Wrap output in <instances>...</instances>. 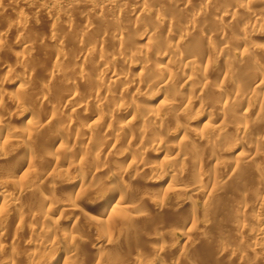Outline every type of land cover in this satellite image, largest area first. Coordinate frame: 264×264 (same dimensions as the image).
Returning <instances> with one entry per match:
<instances>
[{
	"label": "bare ground",
	"instance_id": "bare-ground-1",
	"mask_svg": "<svg viewBox=\"0 0 264 264\" xmlns=\"http://www.w3.org/2000/svg\"><path fill=\"white\" fill-rule=\"evenodd\" d=\"M146 1H137L135 7H124L123 11L132 15L135 18L134 21L138 22L143 17ZM155 1L159 2V0ZM172 1L169 8L170 12L166 10L169 15L161 17L162 9L160 7L155 10L158 11L160 8L161 10L159 11L161 12L158 11L157 14H151L155 18L153 22L158 25L160 23L162 26L163 34L165 33V38L161 40L163 42H152L151 36L154 35V30H146L144 38L146 37L148 40L145 42V48L129 49L122 44V37L125 35L122 25L116 21L110 28L109 37H111V41L113 40L114 45L119 46V51L108 54L104 50V53L107 54V57L109 56V59L115 65L118 63V67L107 64L99 66L94 71H89L92 74L89 76L82 65L85 60L87 61V57H90L88 54H91V52H95L94 54L98 59L103 58L104 53L102 54L101 52L103 47L101 50L97 49L100 45L98 47L95 46L96 48L92 50L86 48L83 51L79 49L80 54L78 53L75 56L76 62H73L75 75L79 78H85V76L87 78L88 76L89 79L90 77L92 83L90 84L97 91L92 88L94 92L90 91L86 95L83 93L84 99H82L84 101H78L76 96L78 94H76V89L71 83L73 81L64 82V86L69 91L61 98L60 103L57 102L55 104L57 105L56 111L58 113L53 109L56 106H51L49 103L51 99L49 97L45 98L44 95L40 105L43 108L45 107L43 109L45 111L41 112V116H39L40 113L39 115L37 114L38 111L36 112L29 107L18 113L16 117H7V113L3 115L1 110L5 93L1 89L4 86H11L13 78L11 74L17 69L22 70L25 62L16 60V57V62L12 66H3L7 69L6 72L9 76H5L0 81V144L2 143V147L6 143L12 146L15 145L17 149L10 158H6L3 149L0 147V163L4 164L5 173L7 172V176L9 174L8 177H10V180L8 179V182H6L8 184L3 185L0 183V213L5 215L8 211L13 210L16 213L17 221L23 222L24 218H26L28 222H31L26 228H28L29 235L36 236L38 241H28V247L33 251L28 254L25 253L27 258L36 256V251L43 244V240L48 241L59 238L66 249L53 259L51 263L85 264L86 262H80L78 259L84 243L82 239L84 236H81L77 229V223L79 222L77 217L82 214L79 203L85 200L84 196L88 191L91 194H99L101 191L99 183L102 184L100 178L105 173L111 174L114 171L113 165L115 163L126 162L129 157L128 168H124L126 170H121V174H119V169H115L117 174L116 172L113 174L116 177V181L114 180L113 184L109 182L111 185L108 183L109 185L107 184V186L106 182L103 183L106 189L103 192V196L106 199L100 208L101 210H99L100 214L92 216L91 219L92 228L94 227L93 225L99 226L103 238L101 242L98 239H93L88 243H84L86 247L84 251L86 250L87 254H92L91 256L94 258L98 257L95 264H101V261H103L101 260L102 256L104 257V254L108 256L110 253V255H113L110 259L113 261L116 259L114 261L116 264H138L141 262L142 259L139 256L137 257L133 250V253L129 250L130 241L133 242L138 239L136 237L134 240L132 237L138 235L143 238L140 239V237L139 242L149 243H147V249L150 253H157L161 250V246L158 247L156 244L163 240L162 235L166 232V229L165 227H159L157 228L159 232L155 229L153 230L154 232L150 230L152 231L151 233L149 231L150 228H148L149 223L156 218L157 220L152 222V224L156 223L157 227L159 219H164L168 215L170 218L175 213H180L181 210H184L185 218L182 216L183 222L176 223L178 224L177 230L185 237L188 248H194V243L196 242L193 238L198 231L195 229L198 224L195 214L198 204L194 200L200 199L203 201L201 209L203 210L202 212L207 213L214 205L213 199L224 195V191L227 190L233 193L232 199L234 196L237 197H235V200L231 199L233 209L230 213L228 212L229 215L224 213L226 217L225 222H223L225 223L223 228L226 227L232 237L228 238V240L230 239L229 241H226L225 237L223 240L219 239L220 236L219 240L216 239L218 247L217 251L216 249L214 250L215 260L214 257L213 260L225 264H264V44L262 42L260 44L253 43L254 38H259V41L264 40V32L261 31L263 29L264 16L262 14L259 15L254 10L255 4L252 6V4L240 0H229L228 3L225 0V4L222 2L224 0ZM251 1L256 3L259 0ZM45 2L46 5H52L50 10H46L45 13L47 18L50 19L59 14L60 5L70 4V0H46ZM80 2L86 8L94 7L95 9L96 7L98 12L102 10L112 12L116 10L119 0H80ZM157 2H155V8ZM8 3L7 5L10 6L11 10L15 11L17 9L15 13L17 18H20L18 7L23 4L29 5L26 0H11ZM162 3L163 0H160L159 4ZM167 3L169 4V1ZM88 10L87 14L82 15L85 24L89 23L91 19L96 18L99 20L98 18H101L98 15L96 16V13L88 12ZM175 13L181 15L179 19H177L178 16L175 17ZM64 14L62 16L65 17ZM182 16L183 18H181ZM207 16L212 18L210 25L206 24V19L204 20ZM89 18L91 19L89 20ZM228 25H231L230 28ZM234 25L240 27L233 28L232 26ZM85 30L76 31L77 33L74 35L77 40L78 38L80 40L83 39L87 33H85ZM194 33H196L197 37L200 34L201 43L195 44V49L196 46L199 49L195 50L192 48V51L189 48L188 51L191 50L192 52L186 53V45L189 44ZM196 36L193 35L195 40ZM56 37L53 34L50 37L47 36V39L52 42L57 40ZM226 38H233L231 42L235 41L237 47L233 44L229 45V41L226 43ZM22 40L20 42L18 40L17 45L24 47L25 44ZM211 51L215 54L214 58L209 55ZM122 66L125 69L135 67L138 72L130 76L128 72L122 70ZM53 71L47 70L46 74L54 77L57 72ZM85 72L87 75H85ZM176 76H179V81L174 82L173 79L175 80ZM19 78L16 90L23 92L25 85L23 86L21 81L24 76L21 74ZM226 82H229V85ZM117 86L121 88V91L114 89ZM154 87L162 90L165 97L157 107L151 108L145 106L144 102L149 99L148 93ZM207 89L214 91V94H212V97L216 98L214 104H211V100L209 105L208 101H206L207 98L204 101V98L199 97L198 99L196 97V100H198L196 104H199V107L202 108L199 113L201 115L190 121L186 119V124L191 126L192 130L195 129L194 127L201 120L205 118L211 119V116H213L211 110L214 111V115L216 113L215 116L218 115L217 120L205 124L206 126L204 127L202 126L200 132L195 129L198 135L197 141L199 140L198 142L202 143L203 146L212 147L208 157L212 163L213 172H209L205 178H202L204 179L203 181L200 177L192 176L193 181L191 184L188 181L189 185L182 186L180 181L185 176L182 163L189 158L186 157L189 150L186 151L179 144L176 146L168 144L162 140L164 136L162 137L161 134L168 130L164 127H168L169 122L179 125V119L188 118L187 113L191 110V102L193 103L191 97L195 93L194 91L198 94L199 91L204 93V90L206 91ZM176 93H178L179 97ZM139 100L144 102H139ZM23 101L19 97L14 98V101H12L13 106L17 108L19 106L23 107ZM58 104L60 105L58 106ZM90 104L94 106L95 112L93 111L94 115L90 113L92 116L87 117V121L90 122L88 126L80 127L77 122H74L72 116L70 118L67 116V121L66 119L64 120L66 113L72 114L78 109L85 112V110L89 109ZM58 107L60 110H58ZM59 111L65 112V116H59L63 114L59 113ZM56 114L59 115L56 117ZM55 117H64L62 119L66 121V124L60 127L59 125L63 124L64 121L57 125L59 120H56ZM25 120H27L25 128L22 125L19 127L20 123ZM9 121H13L17 126L11 127L13 123L11 122L10 125ZM261 123V134L259 132V134L255 135L253 132L255 130L254 127L260 126ZM187 125L186 129L189 127ZM47 127H51L49 128L51 130L54 129L52 132L50 130V132L55 134L52 137V134L49 133L51 137L48 138L49 135H46L48 140L46 137V139L42 140L40 137L43 136L39 132L44 131V129L48 130ZM183 127L181 128L185 132L186 129ZM45 132L43 133L44 136ZM120 135H125V137L128 136L129 138L127 137L128 140L124 138L125 142L119 143ZM39 140H42V145H40L41 142ZM44 142L45 144H43ZM93 144L96 146L94 145L95 147H93ZM37 146L41 150L39 151L42 155L41 160H38L36 158L38 155H35V153L38 154ZM237 146L243 149L241 152L232 154L231 150ZM50 148L53 149L51 150ZM195 149L198 148H194L192 151L196 152ZM160 155L163 157L164 167L158 164L159 167L155 166V164H150L149 161V163L146 162V157ZM194 157L196 158L193 160L194 163L200 165L202 163L200 157ZM84 162L85 164L89 163L87 167L83 165L87 171L83 169L82 164ZM190 162L188 160V163ZM109 163L114 164L109 165ZM124 164L123 166H125ZM191 164L193 165V163ZM223 168L228 171L222 178H219L214 170H222ZM100 173L104 175L101 176ZM96 174H99L100 178ZM74 175L78 178L74 177ZM17 176L19 179L16 181L15 177ZM95 177H98L99 180ZM28 180H32V185L24 187V182ZM78 180L81 182L79 187L76 186ZM123 180H125V183ZM137 184L141 187L142 184L155 187L152 192L154 194H150L151 192L147 194L148 192L146 191V193L141 187L138 188L143 191H136L135 187H137ZM208 185H211L210 188ZM161 191H164V193ZM230 191L228 193H231ZM27 192L36 196L41 207H44L42 210H35L34 206L30 210L23 208L24 206H22V201L19 198ZM53 193H57L60 197L59 200L63 199L64 202L59 203L57 199L54 200ZM169 194L172 198H179L181 195L183 197L186 196L185 204L182 202L184 208L180 209L181 203L178 204L180 206H177V208L173 204L175 209L166 207L169 203H165L167 202L165 197L169 196ZM56 211H68V214L71 213L73 215L75 220L71 221L70 227L66 226L63 228L64 226H60L62 224L59 223V219V221L50 219L51 215ZM221 211L220 206H215L211 214L215 217H220ZM156 214H159L158 218L154 216ZM160 215L162 218H159ZM164 215L166 216L164 217ZM207 215L209 216V213ZM191 218L192 222H189ZM222 219L220 220L224 221V216ZM165 220L167 221V218L160 221L163 222ZM50 221H52V226L47 227L48 225L46 224ZM210 225L209 227L211 228L212 226ZM245 236L248 239H245ZM198 241L200 242V240ZM128 244L130 245L128 246ZM132 245H134V242ZM136 245L134 246L138 247L139 244ZM180 257H183V259L180 258L177 264H182L180 262L184 260L183 255ZM110 259L108 258V261H111ZM214 261L208 263L216 264Z\"/></svg>",
	"mask_w": 264,
	"mask_h": 264
},
{
	"label": "rangeland",
	"instance_id": "rangeland-1",
	"mask_svg": "<svg viewBox=\"0 0 264 264\" xmlns=\"http://www.w3.org/2000/svg\"><path fill=\"white\" fill-rule=\"evenodd\" d=\"M10 1L11 0H0V7L2 5V7L0 8V65H1L0 66V76H1L0 81H2L3 78H5V76L6 77L9 76L8 73L6 72L7 69L4 68L3 66L4 65L5 66H9V65L12 66L16 62L15 61L16 57H17L16 60H23V62H25L24 67H26V68L23 67L22 70H18V69L15 70V72L13 74H11L12 76L10 75L11 77H13L12 81H11V83H12L11 86H9V87L4 86L1 89V91L3 93H5L4 96L6 99V100L5 99L3 100L4 102H2L1 113L3 115L5 113H7V117H16L18 115V113L23 112L25 110V108H27V107L33 108L36 112L38 111L37 114L39 115V113H40L39 116H41V112L45 111V110H43V109H45V107L43 108L42 105H40L44 95H45V98L49 97V99H51V101L49 103L51 104V106H56V107H54V108L52 107V108L55 110V112H57L56 111L57 105H55V104H57V102L60 103L59 101H61V98H63L66 95V93H68V91H69V89H67V87L64 86V82H66L68 80L70 82L73 81L71 83L73 84V87H75L74 89H76V92H77L76 94H78V95H76L78 97L77 100L78 101H84L83 100L84 94L86 95L90 91L94 92V90L95 91H97V90L94 88L93 85H91L92 83H91L90 77H89V79H90L89 80L88 76H87V78H86V76H85V78H79V77H77V75H75V72H74L75 66H74L73 62H76L75 56H77L78 53L80 54V50L85 51L86 48L89 50L90 49L92 50V49L96 48L95 46L98 47L100 45L97 49L101 50L103 47V50L101 51L102 54L104 53V50H105V53H108V54L117 53V51H119V46L114 45L113 40L111 41V37H109L110 28L116 23V21H117V23L119 22V24L122 25V28H123L124 33H125V35L122 37V39H123L122 44L124 45V47L127 46V48H129V49H131V48H143V47L145 48V46H146L145 42L148 40V38H146V37L144 38V34H145L146 30H151V29L154 30L153 31L154 35L151 36L152 42L160 43V41L165 38L164 37L165 33L163 34L164 31H163L160 23L158 25V24H155V22H153L155 18L151 14L152 13L157 14V12L162 9V12L159 11L162 14V15L159 14L161 17L166 16L167 14L169 15L168 12H170L169 8L171 7L170 3L172 0H166V1L163 0L162 4H159L160 0H159V2H157L155 0H150V1L147 0L145 3V6H144V10H143V17L140 18L138 22L134 21L135 18L132 15H129L127 12L123 11V9L129 8V7H135L136 2L137 1L140 2L141 0H119V2H121V3L117 2L118 5L115 8L116 10H114L112 12H107L104 10H102L101 12H98L96 7H95L96 10L94 9V7L93 8L87 7L86 8L85 6H83L81 4L80 0H70V2H69L70 4H68V5L61 3L62 5H60V7H59L60 11L58 10V13L60 15L58 14L53 19L47 18L46 14H45L46 10L49 11L50 7H52L51 4L50 5L45 4L46 0H40V1L39 0H26V2L29 3V5L23 4L24 6L22 5V6L18 7V12L20 13V18H17L16 14H15L17 9L15 11H13L9 8L10 6L7 5V4H9L8 2H10ZM29 1H31L32 3ZM168 1H169V4L167 3ZM192 1H195V0H192ZM226 1L228 3L229 0H226ZM233 1H235V0H233ZM240 1L252 4V6H254V4H255L254 10L257 11L259 15L262 14L264 16V13H263L264 12V0L263 1L259 0L256 3L251 1V0H240ZM155 2H157L159 5L158 6L156 3V8H155ZM222 2H224V4H225V0ZM258 2H259V4H258ZM33 3H35V4H33ZM152 6H154V7H152ZM158 7H160L161 9L159 8L158 11H156ZM87 10H88V12L91 11L92 13H96L95 14L96 16L98 15V17H101V18H98L100 21L97 20L96 18H94V19H96L95 21H94V19L89 18V20L91 19L90 22L85 24V21H84L82 15L87 14ZM166 10L168 12H166ZM163 11H165V12L163 13ZM62 14H64L65 17L62 16ZM173 16H174V14H173ZM177 16H178L177 19H179L181 15L180 14L177 15V13H175V17H177ZM208 17L209 16L204 18V20L205 19L207 20V23H206V21H204V20L203 21L206 24L210 25L211 24L210 22H212L211 21L212 18L209 17V18H211V19H209ZM181 18H183V16ZM262 25H263V29H261V31L264 32V24H262ZM53 26L55 27V29ZM230 26H229V28H230ZM86 27H87V29H86L87 31L85 30ZM232 27L237 28L240 26L234 25ZM77 30L78 31H84L85 30V33L87 32L84 35L83 39L80 40L78 38V40H77V37L75 36L76 33L78 32ZM52 33L54 34V36H57L56 37L57 40L49 42V40L47 39V36H49V37H50V35L52 36L53 35ZM193 35L196 36V33H194ZM193 35H192L191 41H189V44L186 45V48H187L186 53L192 52L193 49H195V44L197 45L198 42L201 43L200 42V34L198 35V33H197L198 37L196 36L197 37L196 40L193 38ZM198 38H199V40H198ZM20 39L21 40L23 39L22 42L25 44L24 47L17 45V41L19 40V42H20L21 41ZM228 39L226 38L225 39L226 41L225 40L224 41L226 43H227V41H229V43H228L229 45L233 44L236 46L235 41L231 42V40L233 38L232 39L230 38L229 40ZM260 39H262V38H260ZM192 41H194L196 43H194ZM256 41H258V42L256 43ZM161 42H163V41H161ZM261 42L264 44V40L259 41V38L258 39L254 38V40H253L254 44H260ZM95 44H97V45H95ZM189 48L192 51L191 50L188 51ZM185 49H183V51H185ZM198 49L199 48H197V46H196L195 50H198ZM200 49H201V46H200ZM94 53L95 52H91V54H88V55H90V57L88 56L87 57L88 59L86 58L87 61L85 60V62L82 65L83 69L84 70L86 69V72H88L87 74L89 76L92 75V74H90L89 71H91V70L94 71L95 68L99 67V66H103V65L107 64V65L118 67L119 64L117 63L115 65L112 62V60L109 59V56L108 57L106 56L107 54L104 53L103 58L98 59ZM209 55L212 56L213 58L215 56L214 52H212V51L209 53ZM19 57L22 59H20ZM25 65H27V66H25ZM47 70L48 71L56 70V71H53V72H57L56 76L51 77V76L47 75L46 74ZM122 70L123 71L125 70V72H128V74H130V76L135 75L138 72V69H136L135 67H132L131 69H129V68L125 69L122 66ZM86 72H85V75H87ZM21 74L24 76V78L21 81L23 86L25 85L23 92H19L16 90L17 85H18V80L20 79L19 77H21ZM16 75L17 76L19 75V77H17ZM178 77L179 76H176L175 80L173 79V81L174 82L179 81ZM226 83H228V85H229V82H226ZM40 87H41V89H40ZM92 88H94V90ZM114 89L117 91H119V90L121 91V88L118 86L115 87ZM112 90H113V88H112ZM115 90H113V91L115 92ZM194 92L195 93L191 97V101H193V103L191 102V110H189V112L187 113L188 118L179 119V121H178L179 125L178 124L176 125L173 122H169L168 123L169 126L164 127V128H167L168 130H165V132H163L161 134L162 137L164 136L162 138V140L167 142L168 144L175 145V146L179 144L182 147H184L186 151L189 150L187 153V156H186L189 158H187L186 161L184 163H182V168L184 169V174H185L184 178H182L180 181V184L182 186L189 185L188 181L191 184V182L193 181L192 176L200 177V179L203 181L204 179H202V178H205L209 172H213L212 171L213 166H212L211 161H209V157H208L211 153L212 147L211 146H203L202 143L200 144L198 142L199 140L197 141L198 135L196 133L198 131L200 132L201 131L200 129H202V126L203 127L206 126L205 124L210 123V122L212 123V121L217 120L218 115L215 116L216 113L214 115V113H213L214 111L211 110L212 115H213V116H211V119L212 118L213 119L211 120L210 118H205V119L201 120L199 122V124L196 127H194L195 129H198L197 132L195 129L191 130V128H190L191 126L186 124V122H187L186 119L187 120L189 119L188 121H190L191 119H196L199 115H201L199 113L201 111L200 109H202V108L199 107V104H196V102H198V100H196L197 99L196 97H198V99H199V97L204 98L203 99L204 101L207 98L206 101H208V104L210 103L209 101L212 100V102H213V103L211 102L212 105L214 104V100L216 98L212 97L213 96L212 94H214V91L212 92V89H207L206 91L204 90V93L199 91L197 94L196 91H194ZM49 94H50V96H49ZM176 95L178 96V93H176ZM18 97L21 98L22 101L24 100L23 101L24 102V105H23L24 108L22 106H19L18 108L13 106L12 101H14V98L16 99ZM164 97L165 96L163 94V91L154 87V88H151V90L148 93L149 99H147L146 102H144L142 100H139V102H142V103L144 102L145 106L155 108L162 102V99ZM79 98H80V100H79ZM209 98H211V99H209ZM52 104H54V105H52ZM192 104H194V105L192 106ZM59 105L60 104H58V106ZM92 106L93 105L90 104L88 107L89 109L87 108L88 110L87 111L85 110V112L78 109V111L76 110V112H72V114L70 113L71 115L69 113H66V118L58 117L59 118L58 119L56 117L59 114H56L55 118H56V120H59L57 122V125H59V123H61L65 119L67 121V116H69V118L72 116L74 122L75 123L77 122V124L80 127L83 128V127L88 126L90 124V122L87 121V117H89L91 114L94 115L93 111L95 112V109H93L94 106L93 107ZM58 110H60L59 107H58ZM60 112L63 114H60L59 116H65V112L59 111V113ZM62 118H64V120ZM66 121H64L65 123L63 122V124L61 123V125H59V126L61 127L62 125L66 124ZM9 122H10V125H11V122L13 123L11 125V127L17 126V124L14 123L13 121H9ZM26 123H27V120L20 123L19 127H21V125H22L23 128H25V126L27 125ZM14 124H16V125H14ZM186 125L189 126V127H187V129H186ZM261 125H262V123L260 124V126L258 125L257 127H254L255 128L254 131L252 130L255 135L259 134V132L261 134V129H260L262 127ZM182 126H184L183 128L186 129L185 132H183V129L181 128ZM47 128H48V130L44 129V131L42 130L43 132L42 131L39 132L43 136V137L39 136L40 138H42V140L46 139L47 138L46 135H49V133H51L52 130H54V129H52V130L49 129L51 127H47ZM192 128H193V126H192ZM50 130H51V132H50ZM45 131L47 132V134ZM44 132H45V136L43 134ZM53 134H55V133H53ZM53 134L51 135L52 137H53ZM37 135H39V134H37ZM50 135L48 136V138L51 137ZM121 135H120V137H122V138L119 137V143L125 142V139L128 137V136L125 137V135L124 136H121ZM39 137H36V138L40 139ZM48 138H47V140H48ZM128 138L126 140H128ZM33 140H34V138H33ZM42 140L41 141L39 140L41 142V144L39 143L40 145H42ZM47 140H45V141H47ZM43 144H45V142ZM94 145L95 144H93L92 146L95 147L96 145L95 146ZM38 146L36 148H38ZM195 146H197V147H195ZM0 147L3 149L6 158H10V156L12 154H14L15 150L17 149V147L15 145L12 146V145L7 144V143L4 144L3 147H2V143H1ZM39 148H40V146H39ZM39 148L37 150L38 154L35 153V155L36 156L38 155L39 157L37 156L36 158L38 160H41L42 155L39 152V151H41ZM194 148H198V149H195L196 152L192 151V150H194ZM50 149L52 150L53 148H50ZM242 149L243 148L237 146V147H235V149L231 150V152H232V154H235L237 152H241ZM193 155L200 157L201 162H202V163H200V165H198L197 163H194L193 160H195L196 158ZM150 157L145 158L146 162L149 161L150 164H153V165L155 164V166L160 165V166L164 167L163 157L161 155L156 156V157H151V158ZM188 160H189V162L190 161L191 162L188 163ZM129 161L130 160L128 157L126 162H122V163H121V161H120V163L118 162L119 165H118V163H115V164L113 163L114 165L109 163V165L114 166V168H113L114 171L112 170L113 172H111V174L113 176L110 173L109 174L105 173L106 176L104 174L100 173L101 176L102 175L105 176V177L102 176V178H103L102 179V178H100L99 174H96V175L99 176L100 180L102 181V184L105 182H106V186L109 182L111 184H113L116 181L115 180L116 177L114 176L113 173H115L116 170L119 169L118 170L119 174H121V170L123 171V170H126L124 168H128L127 164H129L128 163ZM191 163H193V165ZM123 164L126 167L123 166ZM194 164H196V165H194ZM83 165L84 166L86 165L85 167H87V165H89V163L85 164V162H84V164H82V166ZM84 166H83V169H84ZM121 166H122V168H120ZM3 167H4V164L2 165L0 163V183H2L3 185H6V184H8L6 182H8V179L10 180V177H8L9 174L7 176V172L5 173V169ZM84 170H86V168ZM39 171H40V169H39ZM214 171L218 175L219 178H222V176H224L226 174V171H228V170L226 168H223L222 170H214ZM116 174H117V172H116ZM74 177H77V176L74 175ZM190 177H191V179H189ZM15 178H13V179H15L16 181L19 179L18 176ZM95 178H97V180H99L98 177H95ZM123 182L125 183V180H123ZM24 183L25 184H23V186L25 185L24 187H27L28 185H32V180H30V181L28 180ZM76 183H77L76 186L79 187L81 182H80V180H78V182H76ZM99 184H100V189H101L99 194H97V193L91 194L88 191L89 193L86 192L85 196H84L86 201L85 200L80 201V203H79V207L81 209L82 214H80L77 217V219L79 220V222L77 221L79 223V225L77 223V229H78V233L80 232L81 236L85 237V238L82 237L84 243H86V242L88 243V242L92 241L93 239H98L99 242H101L103 240L102 234L100 233V227L97 225H93L94 227L92 228V224H90L92 216H98L100 214L99 210H101L100 208L102 207V205L104 204L103 202L106 199V197L103 196V192L106 190L105 185L103 184L104 185L103 186L101 183H99ZM136 186H137V187H135L136 191L137 190L138 191L145 190V192L146 191L148 192V193L146 192L147 194H149L150 192H151L150 194H154L152 192H153V189L155 187H149L148 185H144V184H142V187L139 184H137ZM208 186L210 188L211 185H208ZM138 187L143 188V190H141ZM229 191L230 190H227V191H224V193H223L224 195L226 194L227 197L229 196L228 198L226 197V195H225V197H224V195H221V196H219L220 199H218L219 197L217 199L216 198L213 199L214 205L211 208V210L209 209V211H207V213L202 212L203 210L201 209V204L203 203V201H201L200 199L194 200L198 204V206L196 207L197 210L195 213L196 214V222L198 220V222H197L198 224L196 225L195 229H197L198 231L196 232L197 234H195L197 236V238H196L197 240L195 239V237H196L195 235L193 238L194 241L196 242V243H194L195 244L194 248H188V245L186 244V241H185V237L183 236V234L181 232L179 233V230H177V227H178L177 225L179 223L183 222L182 216H184L183 218H185L184 210H181V211L179 210L180 213H175L176 216L172 215V216H174L173 218H172V216H170V218H169L168 217L169 215L168 216L164 215V217L166 216L167 221L169 219H171V220H169L170 222L169 221L167 222L165 220V221H163L164 222L163 223L162 221H160V220L166 219L163 217L164 219L158 220V223H157L158 226L157 227H156V223L152 224V222L157 220L156 218H154L155 220L152 221L151 223H149V225H148V228H150L149 231L150 230L153 231L155 229L157 231V228H159V227H165V229H166V232H164L162 235L163 240L161 239L162 241L157 242V244H156V246H158V247L161 246V250L158 251L157 253H154V254H153V252L150 253V251L147 249V246L149 244L148 242H145V243H144V241H143V243L139 242L138 240L141 236L138 234L137 235L139 237L138 236L132 237L134 240L136 239V237L138 238L136 241H133V242H134V245H136V244H139V245H138V247H136L137 245L136 246L132 245L133 242L130 241L131 245L128 244V246L130 245V247H129L130 249L129 248L128 249L131 250V253L134 252L137 255V257L139 256V258L142 259V261L139 262L138 264H177V262H178V260H180V258L183 259V257H180L182 255L184 256V260H182L180 262L182 264H209V263H211V261H214L215 257H214L213 253L215 252L214 251L215 249L217 251V247H218V245L216 243L217 242L216 239H218L220 236L219 239L223 240V238L225 237L224 239L227 241L228 238L232 237L229 230H227L226 227L223 228L224 224H225V223H223V222H225V217H226L225 214L229 215V213L233 209L232 208L233 206L231 205V202H232L231 199H232L233 193L230 191L232 193V195H231V193H228ZM155 192H157V191H155ZM161 192L164 193V191H161ZM52 196H53V199L54 200L57 199L59 203H62V201L64 202L63 199L59 200L60 197L57 195V193L56 194L53 193ZM0 197H1V195H0ZM235 197L236 196H234L232 200H235L237 198V197L236 198ZM186 198L187 197L186 196L183 197V195H181L179 198H174V197L172 198V196L169 194V196L167 195L165 197V201H167L165 203H169L166 207H171V209H173L176 206V208H177V206H180L178 204L181 203L180 209L181 208L183 209L184 208L183 206L185 204L184 202L186 201ZM19 199H20V201H22L21 203H22V206H24L23 208L25 210L33 209V206H34L35 210L36 209L42 210V208H44V207H41V205L37 201L36 196H34V194H32L30 192L23 194ZM182 199H184V200L182 201ZM175 200H177V201H175ZM223 200H226V201H223ZM32 202H34V203H32ZM173 204H175V206ZM215 206L216 207L220 206V210H222L221 214L224 216V221H221V220H223L222 219L223 216L221 214H220V217L217 216L218 218L211 214V211L215 208ZM168 209H170V208H168ZM66 213H67V215H66ZM68 213H69L68 211L67 212L56 211L51 215L50 219H52V220H58L59 219L60 220V221L58 220L59 223L62 224L60 226H64L63 228H65L66 226L67 227L69 225L71 226V224H72L71 221L75 220L73 215L71 213L70 214H68ZM208 213H209V216L207 215ZM69 215H71V216H69ZM158 215L156 214L154 216H157V218H158ZM221 216H222V218H221ZM60 218L62 219V221ZM159 218H162V216L160 215ZM180 218L182 219V221H180L181 220ZM63 219H64V221H63ZM29 222L27 221L26 218H24L23 222L17 221L16 213L13 210L8 211L7 214H5V215H2V214L0 215V243H1L0 264H52L51 263L52 260L55 259L64 249H66L64 243H62L59 240V238H55L54 239L55 241L53 239L48 240V241L43 240V242H42L43 244H41L39 249L36 251V256H34L33 258H27L25 256V253L28 254V253L33 251L32 249H30L28 247V241H30V240L38 241V238H36V236L35 237L31 236L28 233V228H26V227L29 226L28 225ZM189 222H192V218H191V220H189ZM65 223L68 225H66ZM176 223H178V224H176ZM46 225H48L47 227H51L52 221H50ZM89 225H91V226H89ZM209 225L212 227L210 228ZM97 230H99V231H97ZM146 230H144V231H146ZM152 231H150V232L152 233ZM82 232L84 235L82 234ZM157 232H159V230ZM165 233H167V234L165 235ZM99 234H101V235H99ZM228 235L229 236L231 235V236L229 237ZM226 237H227V239H226ZM140 239H143V238L141 237ZM245 239H248V237L245 236ZM127 240H129V239L127 238ZM198 240H200V242ZM140 241H142V240H140ZM45 242H46V244H45ZM135 242H137V243H135ZM84 243L82 244L83 249L81 248L82 251H80L81 253H80V255H78L79 256L78 259L80 260V262H83V261L86 262L85 264H89V263L95 264L97 262L98 257L94 258L91 256L92 254H89V253L87 254L86 250L84 251V249H86ZM232 245H234V243H232ZM29 250H31V251H29ZM132 250H133V252H132ZM110 254L108 256L106 254H104V257L102 256L101 260H103L104 262L101 261V264H116V262H114L116 259L113 258L115 260L114 261L111 260L110 258H112L113 255H110ZM213 257H214V260H213ZM108 258L111 261H108ZM214 262H216V264H220V263L225 264L222 262L218 263V261H214Z\"/></svg>",
	"mask_w": 264,
	"mask_h": 264
}]
</instances>
